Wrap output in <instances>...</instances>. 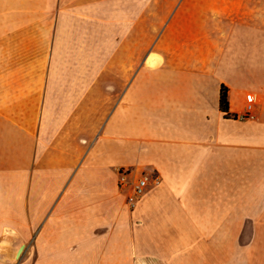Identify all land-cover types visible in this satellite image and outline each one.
Returning <instances> with one entry per match:
<instances>
[{"label":"crops","instance_id":"obj_1","mask_svg":"<svg viewBox=\"0 0 264 264\" xmlns=\"http://www.w3.org/2000/svg\"><path fill=\"white\" fill-rule=\"evenodd\" d=\"M222 85L264 128V0H0V264H264Z\"/></svg>","mask_w":264,"mask_h":264},{"label":"built area","instance_id":"obj_2","mask_svg":"<svg viewBox=\"0 0 264 264\" xmlns=\"http://www.w3.org/2000/svg\"><path fill=\"white\" fill-rule=\"evenodd\" d=\"M253 96H250L248 103L245 105L243 111L237 115L241 120H253L255 114L253 111ZM161 179L157 173L147 171H138L121 167L118 169V188L124 195L125 204L129 211H133L141 197L150 186L159 185Z\"/></svg>","mask_w":264,"mask_h":264},{"label":"rangeland","instance_id":"obj_3","mask_svg":"<svg viewBox=\"0 0 264 264\" xmlns=\"http://www.w3.org/2000/svg\"><path fill=\"white\" fill-rule=\"evenodd\" d=\"M233 119L240 122L241 125L237 123L234 125L233 129L232 127L231 128L225 127V134L228 135L231 133L239 132L241 136L242 150L243 149L247 150L249 144L248 139L250 138L251 144L256 146L258 164H259V160L260 162H263L264 161V130H263L264 128L257 127L254 121L241 120L238 119L237 116ZM249 129H251L252 131L251 133L248 132ZM247 180H248L247 173H242V182Z\"/></svg>","mask_w":264,"mask_h":264},{"label":"trees","instance_id":"obj_4","mask_svg":"<svg viewBox=\"0 0 264 264\" xmlns=\"http://www.w3.org/2000/svg\"><path fill=\"white\" fill-rule=\"evenodd\" d=\"M219 109L221 112L224 113V116L226 118H235L236 117V115L229 113V101H228L227 88L223 85L220 88Z\"/></svg>","mask_w":264,"mask_h":264}]
</instances>
